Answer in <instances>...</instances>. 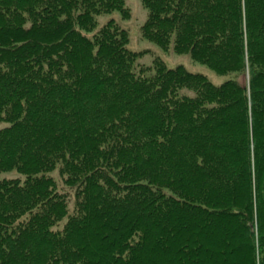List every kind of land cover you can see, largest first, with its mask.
Instances as JSON below:
<instances>
[{
  "label": "trees",
  "instance_id": "trees-1",
  "mask_svg": "<svg viewBox=\"0 0 264 264\" xmlns=\"http://www.w3.org/2000/svg\"><path fill=\"white\" fill-rule=\"evenodd\" d=\"M142 1L230 78L87 34L126 0H0V264H264V0Z\"/></svg>",
  "mask_w": 264,
  "mask_h": 264
},
{
  "label": "rangeland",
  "instance_id": "rangeland-1",
  "mask_svg": "<svg viewBox=\"0 0 264 264\" xmlns=\"http://www.w3.org/2000/svg\"><path fill=\"white\" fill-rule=\"evenodd\" d=\"M126 5L131 11L128 18H123L119 11L101 14L98 16V26L96 29L87 34L91 36L110 19L116 20L121 27L129 31L130 41L127 47L132 51L140 53L135 63L136 72H139L140 67L145 66L151 68L146 72V75H153L155 73V69L153 68L154 61L156 58H160L169 68L184 66L190 72L206 75L216 85H220L230 78V75H220L206 64L195 61L189 53H176L174 51V42L171 43L168 50H165L155 42L143 38L141 28L147 19V8L144 7L142 0H126ZM181 94L194 96L195 92L189 89H182ZM16 175L17 172L12 171L2 173L0 177H14Z\"/></svg>",
  "mask_w": 264,
  "mask_h": 264
}]
</instances>
